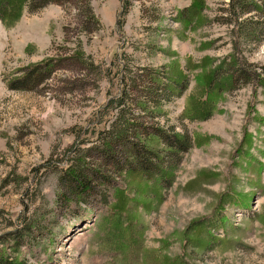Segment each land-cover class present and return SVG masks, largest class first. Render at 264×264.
Here are the masks:
<instances>
[{
    "label": "rangeland",
    "instance_id": "1",
    "mask_svg": "<svg viewBox=\"0 0 264 264\" xmlns=\"http://www.w3.org/2000/svg\"><path fill=\"white\" fill-rule=\"evenodd\" d=\"M27 1L0 17V264H264V0ZM122 89L129 140L188 150L100 147Z\"/></svg>",
    "mask_w": 264,
    "mask_h": 264
},
{
    "label": "trees",
    "instance_id": "2",
    "mask_svg": "<svg viewBox=\"0 0 264 264\" xmlns=\"http://www.w3.org/2000/svg\"><path fill=\"white\" fill-rule=\"evenodd\" d=\"M22 1L23 0H1V2H0V17H4V19H5V18L9 17L10 15H12V12L8 13V10L10 7L14 8L15 13L18 16L19 12L22 9V6H21ZM53 1H55V0H39V4L35 7H40V6H43V5L50 3V2H53ZM29 2H31L32 6L30 5V7L28 9H29V11H33L34 10V7H33L34 0H28L27 3H29ZM128 4H129L128 1H125V2L122 1L121 7H120V12L122 13V16H124L127 13ZM250 4H251V2H247L246 0H230V2H229L230 8L229 9L234 14L235 21H237V19L241 15L252 11ZM252 4H254L255 8H256L257 2H255V3L252 2ZM122 22H123V20H122ZM252 23H254V22H252ZM120 25H122L121 22H120ZM252 25H253V27L255 26V24H252ZM239 68H240V70L242 69L241 66ZM219 70H220V66L215 68L214 70H212L209 73L208 88H209V90H212V92H214V93L219 91L223 86H227L228 84L232 83L233 78H234V74L230 73V74H226V76L223 75L221 79H218L217 76H218ZM240 70H237V71H240ZM241 71L244 72L245 69H242ZM211 81H213L212 84H211ZM224 84H226V85H224ZM177 85H179V84H177ZM182 86H183V88L182 87L179 88V91H180L179 93H181L183 91V89H185L186 83H184ZM127 97H128V94L126 92V89H122V93L120 95H118L117 97L113 98V100H111L110 105H113L114 108L116 109V117L114 120H112L110 122V124L108 126L103 127L101 130H99L97 138L99 140V146L100 147L106 146L105 148H107L110 144L114 145L117 142L120 143L121 141L129 143L132 147L131 151L133 153L134 161L136 163H138V165H139L138 170L145 173V172H148L150 170L149 167L151 166V164H148V166H147V164H146L147 160H148V162L155 160L154 163H156L157 157H159V156H158V153L154 154L152 150L146 148L143 143H141V142L135 143V142H133V140L128 139V138L132 137V133H133V132L129 131V129L141 130V126L139 123L131 121L132 117H130V115H129L130 112H129L128 108L126 107ZM201 112H205L207 114H205L203 116H198L199 118H204V117L206 118L210 114V111L206 110V108L202 109ZM134 132L142 133L141 131H134ZM157 135L159 138H162L163 142L167 146V148L165 149L166 152H165L164 157H162L161 160H159V159L157 160V163L159 165H160V163H162L161 165H165V157L167 155H171V153H173V152H175L177 154L183 153V152L187 151L188 148L190 147V137L187 134L172 133L171 136L169 137L170 139H167V137L165 139V136L164 135L162 136V133L160 134L159 132ZM145 159H146V161H145ZM177 159L179 160L180 157ZM154 163H153V165H154ZM82 166H84L83 157H81L79 159L71 158L69 163H67V166L61 170L60 178L63 179V177H66L68 175L71 178L70 182H74V180H78L79 177H83L81 175V172H80V169L82 168ZM152 169L155 172L159 173L160 175H164L166 173L162 169H158V168H156V169L152 168ZM81 180L82 181H79L78 184H81L84 187L85 186V184H84L85 180H83V178ZM5 259L7 261V258H5ZM5 263L7 264L8 262H5Z\"/></svg>",
    "mask_w": 264,
    "mask_h": 264
}]
</instances>
